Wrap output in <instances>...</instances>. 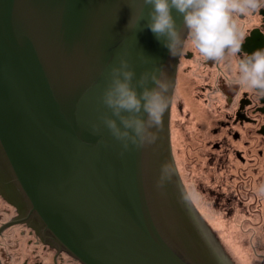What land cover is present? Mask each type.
I'll return each instance as SVG.
<instances>
[{"label": "water", "instance_id": "obj_1", "mask_svg": "<svg viewBox=\"0 0 264 264\" xmlns=\"http://www.w3.org/2000/svg\"><path fill=\"white\" fill-rule=\"evenodd\" d=\"M142 2L0 0V193L82 264H249L178 169L170 115L179 55L136 22L147 15ZM122 56L137 78L161 64L173 85L156 141L123 151L101 122ZM165 163L172 175L158 186Z\"/></svg>", "mask_w": 264, "mask_h": 264}, {"label": "flooded vegetation", "instance_id": "obj_2", "mask_svg": "<svg viewBox=\"0 0 264 264\" xmlns=\"http://www.w3.org/2000/svg\"><path fill=\"white\" fill-rule=\"evenodd\" d=\"M236 2L243 8V15L236 12L234 19L238 27L242 26V31L250 33L242 50L251 53L264 47V0H256L255 9L245 7L246 0ZM248 11L255 21L244 19ZM236 64L237 57L229 54L218 61L205 59L191 45L190 35L186 37L185 50L178 56L170 115L174 155L179 158L176 159L179 171L182 172V168L188 171L185 175L190 194L198 191L206 196L203 199L211 210L216 213L230 211L227 215L233 212L232 200H237L236 197L258 196L251 187L253 180H257V165L264 161V94L244 90L235 83ZM188 86L192 87L189 95ZM186 97L194 105H200L203 114L199 124L191 109L186 108ZM184 111L188 112L183 115ZM181 119L184 120L180 122ZM259 145L262 150H257ZM215 194L223 198L221 204L213 200ZM196 208L200 211L199 206ZM17 215L20 221L26 222L27 213L20 211ZM42 242L55 248L49 242ZM55 249L51 264L80 263L72 256L68 259L72 262H66L63 255L68 253Z\"/></svg>", "mask_w": 264, "mask_h": 264}, {"label": "clouds", "instance_id": "obj_3", "mask_svg": "<svg viewBox=\"0 0 264 264\" xmlns=\"http://www.w3.org/2000/svg\"><path fill=\"white\" fill-rule=\"evenodd\" d=\"M244 6L255 9L258 5L256 0H246ZM145 7L147 15L141 12L136 22L146 20L147 27L169 49L170 55L183 52L186 37L190 35L191 45L205 59L218 61L226 54L237 57L235 83L244 90L264 94V47L251 53L242 50L250 33L242 31L234 19L236 12L243 15V8L236 0H143L141 8ZM132 22L133 17L127 27ZM172 86L168 73L159 63L144 70L138 78L123 56L118 64L111 66L102 98L112 114H103L101 122L121 142L122 151L131 145L140 148L156 141V129L161 126L171 102ZM101 122L92 124L94 133L100 132ZM171 175L170 165L163 164L158 186ZM254 190L264 197V183L255 185Z\"/></svg>", "mask_w": 264, "mask_h": 264}, {"label": "rangeland", "instance_id": "obj_4", "mask_svg": "<svg viewBox=\"0 0 264 264\" xmlns=\"http://www.w3.org/2000/svg\"><path fill=\"white\" fill-rule=\"evenodd\" d=\"M190 86L186 88L188 95L192 88ZM184 92L185 91L183 89L181 93L183 94ZM187 112L184 111L183 115H185ZM182 120L184 119H181L180 122H182ZM182 130H184V128H182ZM259 149L262 150V146L261 148L260 145L257 146V150ZM176 157L175 158L179 160L177 154ZM195 157H197V154ZM263 163H260L261 165H257V184L264 183ZM181 173L183 174L185 180L188 181V177L185 175V173H188V171L184 172L182 168ZM256 182L253 180L254 184L252 185L251 189L254 190V186L257 185ZM195 193L200 195L202 198H206V196L198 194V191ZM215 195L212 197L213 200H215L217 205L221 204V200H223V198H220L221 196L219 195V197ZM250 196L252 197V195ZM251 197L247 196L246 198L248 200ZM218 198L219 200H217ZM260 206H262L264 211L263 197L260 200ZM205 212H209V214H211L208 209H205ZM227 212L230 213V211H226L224 213L222 211L218 214H215V216L220 218V220L223 222L224 228H228L225 231L231 237V241L241 249L240 251L243 252L246 262L249 264H264V218H259L257 221L255 218H248L247 221L242 223L241 220L243 218L228 217ZM17 214V208L6 201V199L0 193V264H51V262H54L53 258L55 257L56 249L46 245L45 243L43 244L39 234H37L32 227H29L27 222L20 221ZM63 256L66 259V262H72V260L68 261V259L71 257L70 254L64 253ZM72 263L74 264V262Z\"/></svg>", "mask_w": 264, "mask_h": 264}, {"label": "trees", "instance_id": "obj_5", "mask_svg": "<svg viewBox=\"0 0 264 264\" xmlns=\"http://www.w3.org/2000/svg\"><path fill=\"white\" fill-rule=\"evenodd\" d=\"M248 196L251 197L249 194H248ZM236 198H237V200H232L233 201L232 203L235 204V206L233 208V212L231 213V215H228V217H241V218H243L241 220L242 223L247 221L248 218L249 219L255 218L257 216H259V218H264V211L262 209V206H260V200L262 199V198H260V196L254 197V195L252 194V197L249 198L248 200H247V198L242 197V196H238ZM250 210H251V212H249ZM214 212H216V211H214ZM224 212H226V211H224ZM204 219L206 220L205 217H204ZM206 221L209 223V225L211 224L208 220H206ZM211 228L214 231L213 227H211ZM215 234H216V232H215ZM216 236L219 237L217 234H216ZM218 239L220 240L221 245H222L223 249L225 250V252L230 256V253L227 252L226 246L222 243L220 237ZM230 257L232 258V256H230ZM232 260H234V259L232 258Z\"/></svg>", "mask_w": 264, "mask_h": 264}, {"label": "bare ground", "instance_id": "obj_6", "mask_svg": "<svg viewBox=\"0 0 264 264\" xmlns=\"http://www.w3.org/2000/svg\"><path fill=\"white\" fill-rule=\"evenodd\" d=\"M248 13H249V15H247L246 13H245V15H244V19H251L252 21H255V17H250V12L248 11ZM240 27H242V26H240ZM239 27V28H240ZM171 104H172V102H171ZM186 108H188V109H191V111H192V114L194 115V117L196 118V123L197 124H199V121H200V119L199 118H201L202 117V110H201V108L199 107L200 105H194L193 104V102L192 101H190V98L189 97H186ZM193 119V118H192ZM198 119V120H197ZM175 160H176V158H175ZM176 164H177V162H176ZM178 166V165H177ZM2 195V194H1ZM194 195H195V197L197 198V200H198V202L200 203V205H201V207H202V209L204 210V212H205V209H208L210 212H211V214H209V212H205L206 214H207V216L209 217V219L212 221V223L215 225V227L218 229V231L221 233V234H223L225 237H227L229 240H231V237L227 234V232L225 231V230H227L228 228H224V225H223V222L220 220V218H218V217H216L215 216V214H217L216 212H214L213 210H211V208L210 207H208V205H207V203L204 201V199L200 196V195H197L196 193H194ZM3 196V195H2ZM199 196V197H198ZM4 197V196H3ZM5 198V197H4ZM264 198V197H263ZM6 199V198H5ZM7 201V200H6ZM249 212H251V210L249 211ZM255 217V216H254ZM255 220L257 221V220H259V216H257V217H255ZM28 226L29 227H31L29 224H28ZM31 231H32V229H31ZM238 240H239V238H238ZM239 249V251L241 250L240 248H238ZM242 254H243V252L242 251H240ZM244 255V254H243ZM81 263V262H80ZM82 264V263H81Z\"/></svg>", "mask_w": 264, "mask_h": 264}]
</instances>
